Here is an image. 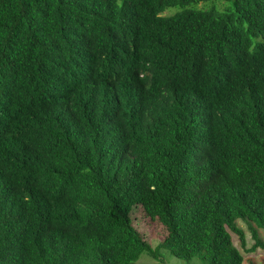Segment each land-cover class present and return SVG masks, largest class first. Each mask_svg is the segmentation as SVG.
<instances>
[{
  "label": "trees",
  "instance_id": "1",
  "mask_svg": "<svg viewBox=\"0 0 264 264\" xmlns=\"http://www.w3.org/2000/svg\"><path fill=\"white\" fill-rule=\"evenodd\" d=\"M260 230L264 0H0V264H264Z\"/></svg>",
  "mask_w": 264,
  "mask_h": 264
},
{
  "label": "rangeland",
  "instance_id": "2",
  "mask_svg": "<svg viewBox=\"0 0 264 264\" xmlns=\"http://www.w3.org/2000/svg\"><path fill=\"white\" fill-rule=\"evenodd\" d=\"M205 2H202V5ZM214 1L210 3V5H213ZM200 4V6H202ZM179 8H169L166 12H174ZM171 12V13H172ZM132 219L134 225L140 230L143 231L146 237H151V233H154L158 235V238L154 236V245L157 244L156 241L160 240V237L163 235H166V230L164 226L159 222L155 220H151L149 216L146 215L145 211L142 207H137L136 211L132 214ZM239 225L245 230L246 233V239H247V248L251 247L253 245V238L251 236V231L249 230L246 223L239 221ZM261 232V230H260ZM261 234H264V232H261ZM235 245L238 246L242 253L246 256V261L244 264H251V262H255L256 264H262V251H256V252H247L244 248L240 245V239L238 236L233 237ZM148 251H145L140 259L138 260L137 264H161L158 260L154 259ZM163 256H164V264H202L198 258H194L192 261L188 262L184 259H180L173 255L169 250H163ZM253 260V261H252Z\"/></svg>",
  "mask_w": 264,
  "mask_h": 264
},
{
  "label": "clouds",
  "instance_id": "3",
  "mask_svg": "<svg viewBox=\"0 0 264 264\" xmlns=\"http://www.w3.org/2000/svg\"><path fill=\"white\" fill-rule=\"evenodd\" d=\"M62 89H65V88H62ZM53 98V97H52ZM51 98V99H52ZM53 104H52V106H54V104L56 103V99L54 98L53 100ZM41 107H43V108H41L42 110H43V112H45V113H48V112H50V110H51V105H47V103L46 104H43V105H41ZM161 264H164V260L163 261H159ZM163 262V263H162Z\"/></svg>",
  "mask_w": 264,
  "mask_h": 264
}]
</instances>
